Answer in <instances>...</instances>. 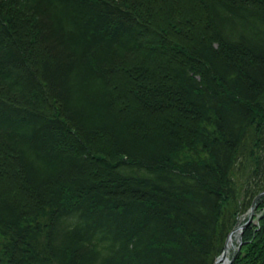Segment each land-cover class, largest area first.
<instances>
[{
  "label": "trees",
  "instance_id": "trees-1",
  "mask_svg": "<svg viewBox=\"0 0 264 264\" xmlns=\"http://www.w3.org/2000/svg\"><path fill=\"white\" fill-rule=\"evenodd\" d=\"M262 190L264 0H0V264H214Z\"/></svg>",
  "mask_w": 264,
  "mask_h": 264
},
{
  "label": "water",
  "instance_id": "water-1",
  "mask_svg": "<svg viewBox=\"0 0 264 264\" xmlns=\"http://www.w3.org/2000/svg\"><path fill=\"white\" fill-rule=\"evenodd\" d=\"M264 196V190L260 191L259 193H257L251 203V207L249 209V216L248 218L241 224H238L237 226H235L227 235L226 239H225V243H224V247L223 250L221 252V254L215 259L214 264H230L231 261L234 258V255H226V246H227V242L228 240L231 238L232 234L236 231H238V236H237V244L234 247L235 249L239 248L241 245V241H242V230L243 228H245L247 225H249L251 223V221L253 220L254 217V210H255V205L256 202L258 201V199H260L261 197ZM234 249V250H235Z\"/></svg>",
  "mask_w": 264,
  "mask_h": 264
},
{
  "label": "rangeland",
  "instance_id": "rangeland-1",
  "mask_svg": "<svg viewBox=\"0 0 264 264\" xmlns=\"http://www.w3.org/2000/svg\"><path fill=\"white\" fill-rule=\"evenodd\" d=\"M251 162L252 161L248 158L247 160H245L244 166H243L242 170H240V173L236 171L235 180H236V182H237L239 187L242 186L241 184L244 181V176H245L244 174L249 172V170L251 168ZM258 214L259 213H257V215ZM243 215H245V214H243ZM243 217L244 216H240L239 219H238V222H241ZM254 222L257 223V219L256 218L254 219ZM237 236H238V234L234 233V235H233V245L230 247V251H229L228 256L231 255V252L235 249L234 247L237 244Z\"/></svg>",
  "mask_w": 264,
  "mask_h": 264
},
{
  "label": "bare ground",
  "instance_id": "bare-ground-1",
  "mask_svg": "<svg viewBox=\"0 0 264 264\" xmlns=\"http://www.w3.org/2000/svg\"><path fill=\"white\" fill-rule=\"evenodd\" d=\"M235 234H238V231L234 232ZM234 233L232 234L231 238L228 240L227 242V246H226V255L228 256L229 254V251H230V247L233 245V235ZM235 251V250H234Z\"/></svg>",
  "mask_w": 264,
  "mask_h": 264
}]
</instances>
